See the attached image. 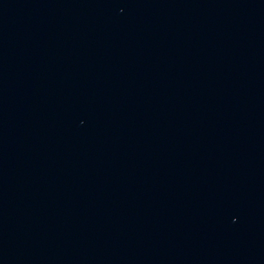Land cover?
<instances>
[{
    "label": "water",
    "instance_id": "obj_1",
    "mask_svg": "<svg viewBox=\"0 0 264 264\" xmlns=\"http://www.w3.org/2000/svg\"><path fill=\"white\" fill-rule=\"evenodd\" d=\"M0 264H264V0H0Z\"/></svg>",
    "mask_w": 264,
    "mask_h": 264
}]
</instances>
